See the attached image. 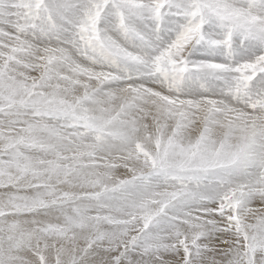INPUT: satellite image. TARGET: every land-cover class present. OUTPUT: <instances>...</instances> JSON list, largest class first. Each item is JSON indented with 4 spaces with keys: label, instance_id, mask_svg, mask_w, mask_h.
Listing matches in <instances>:
<instances>
[{
    "label": "snow or ice",
    "instance_id": "1",
    "mask_svg": "<svg viewBox=\"0 0 264 264\" xmlns=\"http://www.w3.org/2000/svg\"><path fill=\"white\" fill-rule=\"evenodd\" d=\"M0 264H264V0H0Z\"/></svg>",
    "mask_w": 264,
    "mask_h": 264
}]
</instances>
